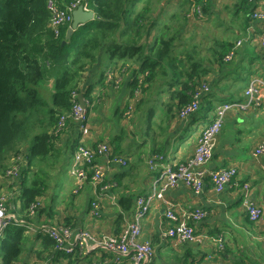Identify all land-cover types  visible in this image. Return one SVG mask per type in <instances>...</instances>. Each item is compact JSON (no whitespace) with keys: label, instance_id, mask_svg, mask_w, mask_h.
Here are the masks:
<instances>
[{"label":"trees","instance_id":"trees-1","mask_svg":"<svg viewBox=\"0 0 264 264\" xmlns=\"http://www.w3.org/2000/svg\"><path fill=\"white\" fill-rule=\"evenodd\" d=\"M55 1L65 8L74 0ZM87 1L95 18L79 25L68 41L63 43L71 22L61 25L56 31L51 26L48 0H0V178L6 173V163L3 162L5 154L13 151L16 156L22 155L16 141L25 136L32 117L40 116L46 110L45 117L49 125L47 129L33 133L31 145L23 154L27 168L23 170L18 212L23 213L22 218L27 225L39 226L32 217L46 215L47 219H55L54 205L45 201L47 196L54 199V195L48 192L52 186L47 176L49 173L47 169L41 172L32 170V167L34 163L50 160L54 161V166L57 162L60 165L66 155L64 133L68 129L78 130L77 123L67 118L65 126L60 128L59 121L62 115L72 111L75 101H78L74 93L84 95L88 101L86 110L89 114L95 109V101L102 97L104 89L109 85L115 86L116 79L122 77L129 68H132L133 73L126 92L131 98L141 95L146 99L152 91L154 93L156 83L169 82L165 90H161L166 100L161 101L163 111L160 129L150 125L142 141L151 148L150 157H158L165 155L164 152L174 139L172 126L183 118V110L196 101L202 105L204 88L209 86L208 76L213 64L194 41L196 35L192 33L186 36L190 26L193 30H203L200 21H197L203 17L198 10L202 0L177 1L166 19H162L161 15L167 4L163 5V0ZM250 19L247 16L245 21ZM214 42L216 45L210 47L209 54L214 56L215 62L222 61L235 45L231 39ZM219 43L222 47H218ZM104 52L109 54L110 65L114 63L115 66L101 73L98 81L100 95L92 96L94 86L89 83L84 88L85 75L100 62ZM117 72L118 76L108 79L110 73ZM54 75L52 101L48 103L40 93L39 84ZM142 103L143 99L135 107L138 108ZM114 113L124 117V111L120 112L119 108ZM127 116L131 117L129 114ZM93 139L85 145L94 151H97L100 142L110 145L111 157L120 156L123 151L115 141ZM74 142L76 149L78 138ZM123 166H130L128 159ZM29 171L38 177L27 181ZM40 175L46 178H39ZM92 175L93 171L89 169L88 177L81 187L86 183L92 186ZM56 186L55 182L53 187ZM105 186L112 191L117 186L107 172L97 191L100 192ZM136 196H119L117 204L121 213L118 220H122L123 214L134 211L136 199L140 195ZM32 209L35 210L34 214H31ZM55 225L74 228L70 221L57 222ZM122 229L119 227L114 234L119 235ZM39 237L42 242L35 252L36 259L55 251L68 258L65 264H75L78 260L79 251L66 254L57 249L56 241L48 234L43 233ZM26 238L24 224H17L16 221L10 223L0 240V264H19ZM95 264H106V260Z\"/></svg>","mask_w":264,"mask_h":264},{"label":"crops","instance_id":"crops-1","mask_svg":"<svg viewBox=\"0 0 264 264\" xmlns=\"http://www.w3.org/2000/svg\"><path fill=\"white\" fill-rule=\"evenodd\" d=\"M177 1L179 0H163L162 4L169 3L170 6L171 3ZM260 2L261 0H202L200 3L203 17L199 23L202 26L209 24L213 27L212 32L215 36L213 40L210 39L214 43L213 46L216 45L214 40L231 39L235 41L232 49L233 54L230 58H227L228 53H226L222 61L215 62L214 56L209 55L210 63L213 64V69L208 76L210 90L203 96L214 92L216 96L225 100H243L244 90L249 81L256 76L264 77L263 52L259 43L262 21L252 17L253 11L259 7ZM247 16L251 18L248 22L245 21ZM238 41H241V44L238 45ZM218 47H222V45L219 43ZM222 49L220 48V50ZM110 64L109 57H105V60L102 58L95 67L86 73L84 88L91 83L94 86L92 96L100 95L98 81L101 73L105 69L107 71ZM114 66L113 63L111 68ZM118 73H115V76H118ZM132 73V68H129L122 74L123 84L120 89L109 85L102 92V97L95 101L93 111L96 122L106 120L108 115L113 110L116 111L126 100L127 83ZM54 81L55 75L39 84L41 95L43 87H46L51 93L50 99L47 95H42L48 103L52 101ZM262 95H264V89ZM198 114L199 111L176 121L177 123L175 122L171 131L176 140H171L169 148L164 152L166 157L163 161L157 162L154 169L149 168L147 161L151 148H140V151L133 155L120 152V155L129 160L130 166L124 167L114 163L107 168V175L116 182L117 186L116 190L113 189L115 193L110 189L98 197L100 209L97 215L91 213V202L97 198L98 194L89 183L79 187L75 179L76 193L72 197L73 207L63 208L61 206L64 205L59 204L55 207L54 220L47 219L46 215L36 217L34 220L39 225H55L57 222L70 221L75 231H89L98 237L116 233L117 229L124 227L134 214V211L125 213L122 220H118L121 213L117 204L119 196L147 194L153 180L164 167L173 166L193 155L198 137L202 129L210 123L214 111L211 115L206 116L204 125L198 128L195 133L180 138L184 131L183 128L187 127L191 118ZM32 136L33 134L26 143L22 142L20 145L19 141L22 137L16 141L17 146L25 147V150L20 148L22 155L30 147L31 142L29 141L32 140ZM76 136L77 130L68 129L64 133L66 155L62 163L65 164L72 158L70 174L76 150L74 145ZM95 137L94 139L91 137V139L110 141L108 138H101L96 134ZM177 139L179 143H177ZM88 141L92 140L88 139ZM259 145H264V98L257 109L249 111L230 109L226 112L223 127L217 135L213 156L205 167L208 171L223 166L236 167L237 173L229 185L221 192H217L213 185L207 181L204 189L197 192L181 184L170 188L166 192L164 200H157L151 206L142 219L140 236L142 241L151 243L154 248L153 256L148 264H264V245L261 242V237L264 236V155H254V149ZM9 154H13L11 159L14 163L16 153L8 151L5 156ZM100 163L105 165L107 161L105 158H100ZM142 163H144L143 167ZM24 168H27L25 162L22 164L18 176L4 177L8 182V190L13 201L15 200L14 192L20 191ZM244 185L250 186V202L259 205L263 211L262 217L258 221H252L249 217L245 203L247 197L244 196ZM168 205H172L182 217L196 208L206 211L204 218L192 222L198 237L197 240L179 242L165 236V231L173 224L165 214ZM16 210L17 213H15ZM19 210L16 205L9 209L10 214L15 215L17 224H24L27 243L30 242V246L25 247L19 264H36L37 261L38 264L67 263L68 258L55 251L41 255L40 259H36L35 252L42 242L39 235L43 232L28 228L26 220L22 218L23 213L18 214ZM90 246H93L91 241L88 247ZM88 247L76 249L74 253L79 251V256L75 264H84L86 260L87 264L103 260L108 263L113 259V261L117 260L119 264H129L128 258L115 251H108L99 246Z\"/></svg>","mask_w":264,"mask_h":264},{"label":"built area","instance_id":"built-area-1","mask_svg":"<svg viewBox=\"0 0 264 264\" xmlns=\"http://www.w3.org/2000/svg\"><path fill=\"white\" fill-rule=\"evenodd\" d=\"M80 5H83L84 9L90 10L87 0H74L65 8L60 7L55 0H48L47 7L51 13V26L58 31L61 25L67 22L72 23L73 11ZM198 10L202 16V12L200 9ZM252 17L262 21L259 43L263 52L264 65V0H261L259 7L253 11ZM237 44H241V41H238ZM232 54L233 51L227 55V58H230ZM114 77L115 73H110L108 79H114ZM263 89L264 77L256 76L252 78L246 86L243 100H227L216 107L212 121L202 129L201 134L199 135L198 143L193 155L185 161L179 162L173 166L168 165L163 168L161 173L153 180L150 191L147 194L137 197L133 217L127 221L119 235L111 234L98 237L89 231H75L74 228L67 225L58 226L41 224L39 227L34 225H27V227L30 229L41 230L44 234H48L56 241L57 249L66 254L74 253L78 247L82 249L88 247L91 241L93 246L88 248L99 246L108 251H115L128 258L129 264H148L153 256L154 248L151 243L140 239L142 233V219L148 213L155 201L165 199L166 192L172 187L182 184L200 192L204 189L206 182L209 181L213 185L215 191L221 192L231 183L237 173L236 167L223 166L208 171L205 165L213 156L217 135L224 123L226 112L230 109H239L241 111L257 109L264 98V95H262ZM209 90L210 87L206 86L203 93L206 94ZM79 95V93L73 94L74 97L78 98V101H75L70 113L61 116L59 127L63 128L65 126L67 118H71L77 123L78 130L76 138H78L79 144L75 150L71 175L77 180L80 187L85 179H87L89 169L93 171L91 184L98 195H96L97 198L91 202V213L97 215L100 209L97 201L98 197L102 195L103 192L110 190V187L105 186L101 188L100 192L97 191L98 185L105 177L107 168L114 163L124 165L127 159L122 155L111 157V148L107 142L98 143L97 151H94L85 145L88 139H90L87 135L91 132L89 114L86 110L88 101L84 98L85 106H83L79 101ZM200 105V102H194L191 106L183 110L182 117L187 118L198 112ZM254 155H264V145L257 146L254 149ZM165 157V155L149 157L150 168L154 169L156 163L160 160L163 161ZM100 158H105L107 163L105 165L101 164ZM23 161L25 162V156L17 155L13 167L8 173H6L8 174L7 177L18 176L22 164L24 163ZM90 164H92V166L88 167ZM243 188L244 196L247 197L245 203L248 208L249 217L252 221H258L262 217L263 211L259 205L250 202V186L244 185ZM34 212L35 210L32 209L31 214H34ZM165 214L166 217L173 222V224L165 231L166 237L176 239L179 242L197 240L198 237L192 222L204 218L206 215L205 210L196 208L184 214L182 217L174 210L172 205H168ZM15 221V215L8 212V205L4 204L1 200L0 237L5 228ZM261 241L264 245V236L261 237ZM113 260L108 263L106 262V264H119L117 260Z\"/></svg>","mask_w":264,"mask_h":264},{"label":"rangeland","instance_id":"rangeland-1","mask_svg":"<svg viewBox=\"0 0 264 264\" xmlns=\"http://www.w3.org/2000/svg\"><path fill=\"white\" fill-rule=\"evenodd\" d=\"M173 6H174V3H171L170 6H169V3L165 5L163 11H161L162 19L167 18ZM199 8L203 14L202 7L200 6ZM191 10H192V7H190V12ZM197 21H200V20H197ZM202 27H203V30L199 31L195 29L193 30L192 26H190L186 36L187 35L191 36L192 33L196 35L194 41L198 44L202 52L206 54L207 60H209V55H210L209 49L211 46L214 45L213 41H210V39L213 40V37L215 35L213 34L214 32H212L213 27L211 25L207 24V25H203ZM105 57H109V54L107 52H104L102 54V58H104V60H105ZM116 81L117 83H115V87H117L116 89H120L123 84V78L120 77L116 79ZM168 84L169 82H163V81H159L158 83H156L154 93L152 91L153 94L150 93L146 99L144 96H141V95L140 96L137 95L136 97L131 98V96H128L127 94L126 100H124L122 104L119 106V111L120 112L122 110L124 111V117L122 118L119 115H116L113 110L112 113L108 115L106 120H104L103 122H96L95 113L94 111H91L89 113L91 132L89 135H87V137L90 139L91 137L96 138L95 137V134H96L100 136L101 138H105V139L108 138L109 140L115 141V143L120 146L121 150H123L122 152L126 155L137 154L140 151L139 150L140 148L148 149L149 147L148 143H145L142 141L146 137L148 130L150 128V125L152 126V128L160 129L159 127H160L162 111H163V103L161 101L166 100V97H163L166 95L163 92H161V90H165ZM49 93L50 92L48 91V89L46 87H43L42 95L44 96L47 95V97H49L50 99L51 93L50 94ZM142 99H143V103L138 108H136L135 105L138 103L140 104ZM224 101H227V100L216 96L214 92L204 96L202 98V105H201L202 107H200L201 109H199V114L197 116L194 115L191 118V121L188 123V126L184 129L182 133V137L180 138L192 135L198 130V128H201V126L204 125L205 123L206 116L211 115L212 112L216 109V107L219 104L223 103ZM131 107L132 109L130 110ZM127 114L129 115L131 114L130 115L131 117L128 118ZM45 115H47L46 110H44L42 115L37 116V117H32V119L28 123V130L25 136H23L20 139L19 145L22 142L26 143L27 140L30 138L31 134H33L34 132H41L42 130L47 129L49 127L48 120L46 119ZM116 137H119V138H116ZM175 140L176 139H174L173 141ZM29 142H32V140L30 139ZM137 142H140V144H137ZM177 143H179L178 139H177ZM197 143H198V140H197ZM20 148L22 150H25V147L21 146ZM10 154L6 155L3 160V162L6 163V167L4 169V172L6 171V173H8V171L13 167V159H11V156L13 154L12 155ZM150 155L151 154H149L147 157L148 163H149ZM58 161H60V158H58ZM63 161L64 159H62V161L60 162V165H58L59 162H57L55 166H54V161L52 160H50L49 162L41 161L40 163H37V164L34 163L32 170L34 169V170H38L42 172L47 169L46 172L49 173L47 176H48L50 185L52 186L48 190V192L49 194L51 193L54 195V199L51 200L50 197L47 196L45 198V201H47L48 203H52L54 207H56L59 204H63L64 206H61V205L60 206L63 208L64 207L71 208L73 207V204H72L73 193L76 192L75 178L70 174V166H71L72 158L65 164L62 163ZM10 162H11V165H9ZM141 166L143 167L144 163H142ZM149 168H150V165H149ZM141 171H143V169H141ZM6 173H5V176L2 175L3 177L1 176L2 178H0V201L2 200L4 204L8 205V211L11 207L15 205L17 206L18 209H20V205H21L20 191L14 192L15 200L13 201L10 196V192L8 190V182L4 178V177L8 178L7 177L8 174ZM36 176H37L36 173L29 171L27 175V181L31 180L33 177H36ZM39 178L43 179V178H46V176L40 175ZM55 182L57 186L53 187L55 185ZM15 213H17V210ZM18 214H20V212H18ZM32 219L34 218L32 217ZM1 237H0V240H1ZM29 246H30V242L29 243L26 242L25 247L27 248ZM84 264H87V260L84 262Z\"/></svg>","mask_w":264,"mask_h":264},{"label":"water","instance_id":"water-1","mask_svg":"<svg viewBox=\"0 0 264 264\" xmlns=\"http://www.w3.org/2000/svg\"><path fill=\"white\" fill-rule=\"evenodd\" d=\"M95 18V13L93 10H86L84 9L83 5L78 6L73 11V20L71 23V26L67 29L65 39L63 40V43H66L68 39L71 37L72 33L79 27V25H82L88 21H91ZM79 101L80 103L85 106V100L84 95H79Z\"/></svg>","mask_w":264,"mask_h":264},{"label":"bare ground","instance_id":"bare-ground-1","mask_svg":"<svg viewBox=\"0 0 264 264\" xmlns=\"http://www.w3.org/2000/svg\"><path fill=\"white\" fill-rule=\"evenodd\" d=\"M250 82V81H249Z\"/></svg>","mask_w":264,"mask_h":264}]
</instances>
